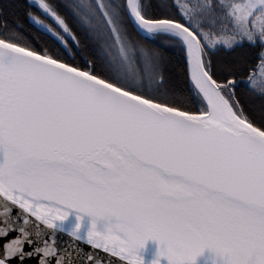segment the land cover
<instances>
[{
    "label": "snow or ice",
    "instance_id": "snow-or-ice-1",
    "mask_svg": "<svg viewBox=\"0 0 264 264\" xmlns=\"http://www.w3.org/2000/svg\"><path fill=\"white\" fill-rule=\"evenodd\" d=\"M148 240L264 264V0H0V264Z\"/></svg>",
    "mask_w": 264,
    "mask_h": 264
},
{
    "label": "water",
    "instance_id": "water-1",
    "mask_svg": "<svg viewBox=\"0 0 264 264\" xmlns=\"http://www.w3.org/2000/svg\"><path fill=\"white\" fill-rule=\"evenodd\" d=\"M61 239L66 240L67 237H61ZM161 247L162 246L158 245L156 241H146L144 247L138 250L137 256L142 261V264H153V262L157 260L158 264H167V260L164 257L158 256V251ZM217 259L218 260H211L200 255L196 258L195 264H222L221 258L219 256Z\"/></svg>",
    "mask_w": 264,
    "mask_h": 264
},
{
    "label": "bare ground",
    "instance_id": "bare-ground-1",
    "mask_svg": "<svg viewBox=\"0 0 264 264\" xmlns=\"http://www.w3.org/2000/svg\"><path fill=\"white\" fill-rule=\"evenodd\" d=\"M203 257H207L211 260H218V255L214 252L210 251L209 249H205L203 253L201 254Z\"/></svg>",
    "mask_w": 264,
    "mask_h": 264
},
{
    "label": "clouds",
    "instance_id": "clouds-1",
    "mask_svg": "<svg viewBox=\"0 0 264 264\" xmlns=\"http://www.w3.org/2000/svg\"><path fill=\"white\" fill-rule=\"evenodd\" d=\"M148 241H149V240H148ZM145 242H146V241H145ZM156 242H157V241H156ZM157 244L159 245V242H157ZM144 245H145V244H144ZM204 250H205V249H204ZM204 250L201 251L200 255L203 253ZM200 255H199V256H200ZM197 257H198V256H197ZM197 257H196V258H197ZM196 258H195V260H196ZM141 262H142V261H141ZM194 264H195V262H194Z\"/></svg>",
    "mask_w": 264,
    "mask_h": 264
}]
</instances>
